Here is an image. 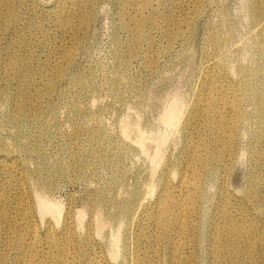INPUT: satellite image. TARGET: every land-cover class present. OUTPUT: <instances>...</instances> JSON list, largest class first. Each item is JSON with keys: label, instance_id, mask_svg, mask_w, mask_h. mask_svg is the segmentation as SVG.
I'll return each instance as SVG.
<instances>
[{"label": "rangeland", "instance_id": "obj_1", "mask_svg": "<svg viewBox=\"0 0 264 264\" xmlns=\"http://www.w3.org/2000/svg\"><path fill=\"white\" fill-rule=\"evenodd\" d=\"M65 1L72 5L70 0H18L12 19L0 0V186L12 222V228L0 226L4 264H25L15 240L24 232L20 224L25 219L38 229L35 258L45 261L49 252L54 264L63 258L71 264H136L137 250L153 264H228L229 255L218 261L214 253L222 187L236 196L232 215L255 229L253 255L238 264H264V210L259 205L264 200V135L259 134L264 115L256 113L254 104L257 100L264 111V6L254 16L258 0H175L174 6L171 0H139L140 11L132 0H92L88 6L77 0L78 9L87 7V21L83 25L75 14L64 28L60 11ZM121 7L138 18L158 19L155 29L146 23L134 49ZM17 52L26 55L27 66L42 64L44 70L25 85L23 96L18 88L28 76L2 64L5 55ZM55 62L62 72L47 88ZM213 63L243 79L250 97L243 103L229 167L212 169L204 179L197 236L189 246L182 244L177 255L171 238L159 232L148 243L157 229L149 214L170 170L176 172L171 174L175 183L189 139L187 117L204 69ZM174 97L177 115L165 127L161 116ZM125 117L139 119L150 137L167 131L156 170L148 157L151 144L141 149L134 131L122 134ZM251 175L260 186L256 197L248 199L244 194ZM36 194L62 206L58 221L48 214L40 217ZM80 211L83 217L78 218ZM96 213L104 222L99 229ZM68 214L73 217L70 238L58 233L48 239V228L60 232ZM115 230L120 234L117 258L110 254Z\"/></svg>", "mask_w": 264, "mask_h": 264}, {"label": "bare ground", "instance_id": "obj_2", "mask_svg": "<svg viewBox=\"0 0 264 264\" xmlns=\"http://www.w3.org/2000/svg\"><path fill=\"white\" fill-rule=\"evenodd\" d=\"M70 1L72 5L68 6L67 4L69 2L65 1L60 11L62 26L64 28L70 26V19L75 14L81 16L82 24L85 25L87 21V7L83 11L75 6L77 0ZM85 1L88 6L92 0ZM132 1L137 11H140V1ZM1 3L7 8L10 18L15 19L19 7L18 0H1ZM171 4L174 6L176 4L175 0H171ZM263 6L264 1L258 0L257 4H254L252 14L258 16L262 12ZM134 14L127 11L125 7L120 8V18L124 19V23L131 30L132 39L130 45L132 49L142 42L146 23L149 24L148 26L151 29H155L158 26V19L155 17L151 16L148 19H142L136 17ZM21 40L24 43H28L29 38L23 36ZM25 58L26 55L24 53L17 52L14 55H5L2 60V64L7 69L15 70L19 76L26 75L29 78L28 82L19 86L18 95L20 96L27 95L28 88L25 85L29 84L30 80L36 74H42L44 71L42 64L27 66L25 64ZM64 58L68 62L71 58V53L69 51L66 52ZM61 72L62 67L55 62V67L52 68L47 88L53 84L54 78L61 74ZM217 78H219V81H217ZM249 97L250 93L243 79H234L228 72L218 70L215 63L205 67L201 87L196 93L195 106H193L187 117L189 139L185 148V154L181 158L178 166L179 173L174 183L171 176H174L176 173L175 170L168 172L170 173L168 177L169 182L162 183L157 198L152 205L151 214H149V218L156 222L157 229L155 228V234L149 236L147 239L148 243L154 241L159 232L161 235L171 238L174 254L177 255L181 253L180 249L182 244L187 246L192 244L194 238H196L195 236H197L195 231L196 218L204 200V179L212 169L214 170L220 167L227 169L229 167V160L232 157L236 140L241 132L240 122L244 116L243 103ZM177 104L178 102L174 97L166 106L161 116V121L165 124V127L166 125L174 123L178 111L176 108ZM254 104L256 113L264 115L262 104L257 100ZM128 117L122 118L124 119V121L121 119L122 123L120 121L122 134L128 137L134 131V137L137 140L135 141L140 145L141 149L151 144L148 157L153 165L159 163L163 159V153L161 152L164 148L162 147L166 143V140H168L167 131L163 130V128V131L161 130L162 132L158 130L161 133L156 131L158 134L150 137L139 127V119L136 123L135 119V122L130 121L133 119L131 117H129L131 118L130 120H127L129 119ZM259 134L264 135V129ZM148 140L149 142L146 143ZM155 168L156 166L154 170H156ZM250 179L244 194L248 199L256 197L260 186L259 181L254 176L251 175ZM1 188L0 186V226L2 224H8L12 228L11 218L6 209L7 198ZM235 198L236 196L230 193L228 188L222 187L221 201L218 208L219 220L215 223V226H217L214 237L215 246H217L214 251L216 255L215 260L223 261V256L229 255L226 261L228 264H238L244 258L252 256L255 243V229L252 231L246 227L247 223L243 218L232 215L231 203ZM36 204L42 219L48 214L55 222L59 220L63 208L58 202L51 201L47 196H42L41 194L36 196ZM259 205L264 210V200ZM76 216L78 218L83 217V211L78 212ZM99 216V213H96V220L98 221L97 229L104 223L102 220H99L101 219ZM72 219L73 217L68 214L60 232L56 231L55 227L51 225L46 233L47 238L49 239L50 236L60 233L63 237L69 239L71 236ZM100 221L102 222L99 224ZM20 226L22 227L20 230L24 232L21 236L16 237L15 240H19L18 244L24 250L23 259L25 264H54L52 258L49 261V252L47 253L45 261L43 259L39 260L40 258L36 259L32 253L36 248L39 233L38 229L31 224L30 219H25ZM142 235L143 230H140L138 237ZM110 237L112 242L110 254L113 258H117L119 255L118 246L120 234L115 230ZM5 260V255L1 254L0 264H4ZM134 260L136 264H153L151 261H147L138 250L134 252ZM253 260L254 258L251 261ZM55 264L71 263L64 261L63 258L60 263Z\"/></svg>", "mask_w": 264, "mask_h": 264}]
</instances>
